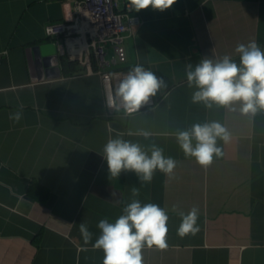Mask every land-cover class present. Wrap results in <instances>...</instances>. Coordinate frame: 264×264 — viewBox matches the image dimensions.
Returning <instances> with one entry per match:
<instances>
[{"label":"crops","instance_id":"1","mask_svg":"<svg viewBox=\"0 0 264 264\" xmlns=\"http://www.w3.org/2000/svg\"><path fill=\"white\" fill-rule=\"evenodd\" d=\"M119 5L137 18L120 67L142 65L167 86L140 111L110 114L100 76L70 58L68 41L47 35L48 25L71 19L74 0H0V264H103L97 225L114 223L133 199L169 217L168 247L145 246L142 264H264V109L193 103L186 77L203 57L229 55L239 65L241 43L264 51V0H176L164 11ZM54 54L60 75L44 65ZM62 56L80 70L65 75ZM211 122L229 139L217 138L222 154L205 168L184 155L176 133ZM116 137L149 155L161 147L176 161L173 174L156 170L150 183L134 171L111 177L103 149ZM193 207L199 231L181 237L179 213Z\"/></svg>","mask_w":264,"mask_h":264},{"label":"clouds","instance_id":"2","mask_svg":"<svg viewBox=\"0 0 264 264\" xmlns=\"http://www.w3.org/2000/svg\"><path fill=\"white\" fill-rule=\"evenodd\" d=\"M135 11L148 9L164 11L172 7L176 0H129ZM239 54V65L229 55L213 60L201 58L198 63H189L186 77L189 87H195L192 93L193 103H203L205 107L212 104L231 105L239 102L243 113L255 114L264 109V51L255 40L247 44H239L235 48ZM164 79L158 78L152 71L142 65H136L120 80L115 89V96L122 101L126 113L137 111L150 96L166 87ZM109 106L114 105L111 96ZM120 110V105H115ZM19 121L20 113L10 116ZM147 138L150 133H142ZM217 138L225 142L229 134L219 123H195L190 129L176 133V141L186 157H194L196 162L207 168L213 162V155L220 156ZM193 140L196 141L193 145ZM111 177H119L122 171H134L141 183H150L156 170L171 176L176 168V161L164 155V150L153 144L151 155L138 143L124 140L121 137L109 139L103 149ZM133 197L139 190L132 189ZM114 223L101 219L97 225L101 234L95 241V247L104 252L103 264H142L141 250L145 246L165 249L169 217L166 210L156 203H145L133 199ZM199 210L193 207L187 214L180 212L181 223L178 234L183 237L195 235L199 231ZM80 232L84 239L90 240L92 233L84 223L80 224Z\"/></svg>","mask_w":264,"mask_h":264},{"label":"built area","instance_id":"3","mask_svg":"<svg viewBox=\"0 0 264 264\" xmlns=\"http://www.w3.org/2000/svg\"><path fill=\"white\" fill-rule=\"evenodd\" d=\"M72 10L70 20L48 25L47 35L68 41L70 58L80 60L87 73L100 76L105 86L108 111L112 114L116 110L115 105L123 109L122 101L115 96V89L132 69H124L120 65L127 60L124 41L132 34L137 18L121 9L119 0H74ZM109 96L114 100L113 106L108 104ZM152 102L153 96H150L137 111Z\"/></svg>","mask_w":264,"mask_h":264},{"label":"trees","instance_id":"4","mask_svg":"<svg viewBox=\"0 0 264 264\" xmlns=\"http://www.w3.org/2000/svg\"><path fill=\"white\" fill-rule=\"evenodd\" d=\"M60 61L65 75H69L70 73H75L80 70L79 64L75 62H68V60L64 56L60 58Z\"/></svg>","mask_w":264,"mask_h":264},{"label":"water","instance_id":"5","mask_svg":"<svg viewBox=\"0 0 264 264\" xmlns=\"http://www.w3.org/2000/svg\"><path fill=\"white\" fill-rule=\"evenodd\" d=\"M34 52V51H33ZM33 52H31V54L33 53ZM51 59H53L54 60V62H46L45 61V66H50V67H52V69H54L58 74L57 75H60L61 74V72H60V68H59V60H58V54H54L53 55V57L51 56Z\"/></svg>","mask_w":264,"mask_h":264},{"label":"rangeland","instance_id":"6","mask_svg":"<svg viewBox=\"0 0 264 264\" xmlns=\"http://www.w3.org/2000/svg\"><path fill=\"white\" fill-rule=\"evenodd\" d=\"M120 1V0H119Z\"/></svg>","mask_w":264,"mask_h":264}]
</instances>
